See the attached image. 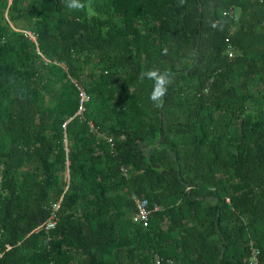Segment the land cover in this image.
Here are the masks:
<instances>
[{"label":"trees","instance_id":"16d2710c","mask_svg":"<svg viewBox=\"0 0 264 264\" xmlns=\"http://www.w3.org/2000/svg\"><path fill=\"white\" fill-rule=\"evenodd\" d=\"M82 2L0 0V264H264V0Z\"/></svg>","mask_w":264,"mask_h":264},{"label":"built area","instance_id":"2783aa9c","mask_svg":"<svg viewBox=\"0 0 264 264\" xmlns=\"http://www.w3.org/2000/svg\"><path fill=\"white\" fill-rule=\"evenodd\" d=\"M30 38L36 42V35H30ZM110 141V140H109ZM66 144V139H65ZM123 171H126L125 168H123ZM65 180L68 182V177L65 178ZM134 202H135V211L132 215V220L134 223H139L142 226H147L149 224L150 216L153 211L159 210V205H153V207H149L148 200L146 198H138L136 196H133ZM60 200L55 201L51 204L52 212L47 218V220L40 223L35 230H38L40 228H44L46 230L51 229L56 224V210L59 208ZM1 235V232H0ZM10 246L5 245V249H8ZM247 261L249 264H259V258H258V250L254 247L251 248L250 254L247 258ZM167 262L171 264V260L167 259ZM154 264H163V258L159 255L154 256Z\"/></svg>","mask_w":264,"mask_h":264},{"label":"clouds","instance_id":"9594fccd","mask_svg":"<svg viewBox=\"0 0 264 264\" xmlns=\"http://www.w3.org/2000/svg\"><path fill=\"white\" fill-rule=\"evenodd\" d=\"M64 2L68 9L74 11L83 10L85 8V4L82 2V0H64ZM184 2L185 0H180L181 5ZM167 53H168L167 47L163 48L162 54L167 55ZM140 79L141 80L149 79L153 81L152 91L150 93L149 99L156 106H159L160 102H162V98L167 93L168 86L172 83V76L169 74L167 70L161 71L156 68H151L142 71L140 74Z\"/></svg>","mask_w":264,"mask_h":264},{"label":"bare ground","instance_id":"6f19581e","mask_svg":"<svg viewBox=\"0 0 264 264\" xmlns=\"http://www.w3.org/2000/svg\"><path fill=\"white\" fill-rule=\"evenodd\" d=\"M9 1L11 2V0H9ZM24 32H26L29 36L34 35V33H35V32L33 33L32 31H24Z\"/></svg>","mask_w":264,"mask_h":264},{"label":"crops","instance_id":"0c3cea01","mask_svg":"<svg viewBox=\"0 0 264 264\" xmlns=\"http://www.w3.org/2000/svg\"><path fill=\"white\" fill-rule=\"evenodd\" d=\"M8 2L10 3V1L8 0ZM23 31H32L30 29H26V30H23ZM34 33V31H32ZM35 34V33H34Z\"/></svg>","mask_w":264,"mask_h":264}]
</instances>
